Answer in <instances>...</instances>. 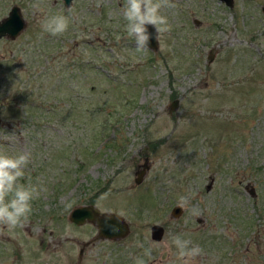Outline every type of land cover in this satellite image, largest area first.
<instances>
[{"label": "rangeland", "instance_id": "obj_1", "mask_svg": "<svg viewBox=\"0 0 264 264\" xmlns=\"http://www.w3.org/2000/svg\"><path fill=\"white\" fill-rule=\"evenodd\" d=\"M170 3L169 31L138 51L124 0H0V19L17 4L26 20L0 38V152L28 151L20 183L39 189L22 226H0V264H180L175 236L203 250L195 264H264V0ZM46 15L68 30L44 31ZM88 203L128 234L68 219Z\"/></svg>", "mask_w": 264, "mask_h": 264}, {"label": "clouds", "instance_id": "obj_2", "mask_svg": "<svg viewBox=\"0 0 264 264\" xmlns=\"http://www.w3.org/2000/svg\"><path fill=\"white\" fill-rule=\"evenodd\" d=\"M171 6L170 0H124L121 14L126 21L125 30L129 37L135 39L138 51L147 49L153 38L149 26L155 28L158 41L161 33L169 31L168 19L161 14V10ZM41 26L51 35L59 36L68 30L69 20L64 15H46L41 20ZM29 162L28 151L14 156L0 152V226L9 229L22 226L32 212V201L38 197L39 189L32 183H20ZM188 202V198L182 196L178 206L184 208ZM194 214L199 215V212ZM172 244L178 250L180 264H195L203 251L180 236L173 237ZM145 255L151 256V249H147ZM135 264H145V261L137 258Z\"/></svg>", "mask_w": 264, "mask_h": 264}, {"label": "water", "instance_id": "obj_3", "mask_svg": "<svg viewBox=\"0 0 264 264\" xmlns=\"http://www.w3.org/2000/svg\"><path fill=\"white\" fill-rule=\"evenodd\" d=\"M229 6L233 5L234 0H221ZM65 6H70L72 0H63ZM26 20L22 14L21 8L17 4H13L8 13L0 19V38L7 37L14 39L25 28ZM149 31L153 38L150 41L149 48L156 49L158 47V40L156 39V30L149 26ZM211 57V56H210ZM177 100H173L171 108H174ZM1 121V116H0ZM148 158L145 157L142 167L136 171L134 178L135 183H140L146 169L148 168ZM182 208L178 204L173 205L171 213L178 216ZM68 219L76 224H82L86 221L92 222L97 227V237L117 239L128 234L130 227L125 218L118 213L111 210L101 211L92 203L76 205L71 208L68 213ZM165 232V228L160 223H153L150 226V235L154 240H161Z\"/></svg>", "mask_w": 264, "mask_h": 264}, {"label": "trees", "instance_id": "obj_4", "mask_svg": "<svg viewBox=\"0 0 264 264\" xmlns=\"http://www.w3.org/2000/svg\"><path fill=\"white\" fill-rule=\"evenodd\" d=\"M9 41H11V40H9ZM47 52H48V51H46V53H47ZM14 58H15L14 56L10 57V59H11L12 62H13ZM86 64H88L90 68H93L95 62H94L93 60H87V61H86ZM81 65H83V64H81ZM81 67H82V66H81ZM7 95H8V94H7ZM18 97H19V95H18ZM29 97H30V94H29ZM29 97H27V93L22 89L21 96H20V98L24 99L22 102H24V101H29V100H30ZM12 100H13V101H16L15 99H12ZM22 105H23V104H22ZM24 105H25V104H24ZM72 108H75V106L72 107ZM48 109H50V107H49Z\"/></svg>", "mask_w": 264, "mask_h": 264}, {"label": "flooded vegetation", "instance_id": "obj_5", "mask_svg": "<svg viewBox=\"0 0 264 264\" xmlns=\"http://www.w3.org/2000/svg\"><path fill=\"white\" fill-rule=\"evenodd\" d=\"M226 4V3H225ZM228 5V4H227ZM229 6V5H228ZM142 167V166H141ZM140 167V168H141ZM101 211H104V210H101ZM109 211V210H108ZM112 211V210H111ZM120 215V214H119ZM122 216V215H121ZM126 220V219H125ZM127 221V220H126ZM89 222V221H88ZM128 222V221H127ZM92 223V222H91ZM93 224V223H92ZM129 224V223H128ZM95 225V224H94ZM96 226V225H95ZM164 226V225H163ZM130 227V226H129ZM97 228V227H96ZM165 228V227H164ZM130 231V230H129ZM96 234H97V232H96ZM124 237V236H123ZM95 238H96V240H98V239H109V238H101V237H97V235H95ZM122 238V237H121ZM117 239H119V238H117ZM110 240H115V239H110ZM91 241H92V239H90V240H86V241H83V243H82V248L80 249V251H79V257H81V254H82V256H83V252H84V249H85V247L87 246V245H89L90 243H91ZM83 258V257H82Z\"/></svg>", "mask_w": 264, "mask_h": 264}]
</instances>
